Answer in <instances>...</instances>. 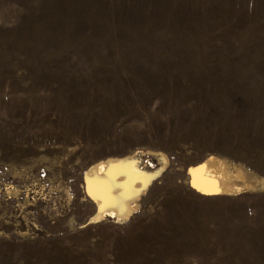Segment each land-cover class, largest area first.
Masks as SVG:
<instances>
[{
	"label": "rangeland",
	"instance_id": "obj_1",
	"mask_svg": "<svg viewBox=\"0 0 264 264\" xmlns=\"http://www.w3.org/2000/svg\"><path fill=\"white\" fill-rule=\"evenodd\" d=\"M136 150L164 170L90 220ZM208 155L264 177V0H0V264H264V192L197 193Z\"/></svg>",
	"mask_w": 264,
	"mask_h": 264
},
{
	"label": "bare ground",
	"instance_id": "obj_2",
	"mask_svg": "<svg viewBox=\"0 0 264 264\" xmlns=\"http://www.w3.org/2000/svg\"><path fill=\"white\" fill-rule=\"evenodd\" d=\"M150 156L160 167L148 171L141 157ZM167 164L166 157L153 151H133L124 157L102 158L84 172L87 194L96 205L92 221L109 218L126 221L137 211L148 185ZM188 184L203 196H238L264 192V177H258L228 160L208 155L187 170ZM115 221V222H116Z\"/></svg>",
	"mask_w": 264,
	"mask_h": 264
}]
</instances>
